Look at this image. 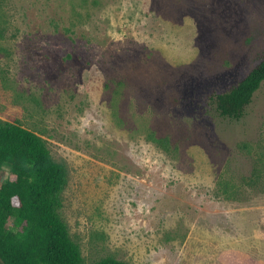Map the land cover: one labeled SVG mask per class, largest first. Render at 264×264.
Masks as SVG:
<instances>
[{"label":"rangeland","instance_id":"obj_1","mask_svg":"<svg viewBox=\"0 0 264 264\" xmlns=\"http://www.w3.org/2000/svg\"><path fill=\"white\" fill-rule=\"evenodd\" d=\"M263 57L264 0H0V120L66 167L82 264H264V193L217 192L264 158V83L211 97Z\"/></svg>","mask_w":264,"mask_h":264},{"label":"trees","instance_id":"obj_2","mask_svg":"<svg viewBox=\"0 0 264 264\" xmlns=\"http://www.w3.org/2000/svg\"><path fill=\"white\" fill-rule=\"evenodd\" d=\"M263 83L264 57L231 88L211 96L219 115L243 118ZM5 170L15 178H0L1 263L82 264L80 246L61 216L66 167L53 158L43 137L19 121L0 120V175ZM236 183L220 176L217 192L227 199L264 193V158L252 159L250 172ZM10 217L16 230L7 226ZM94 264L132 263L107 256Z\"/></svg>","mask_w":264,"mask_h":264}]
</instances>
